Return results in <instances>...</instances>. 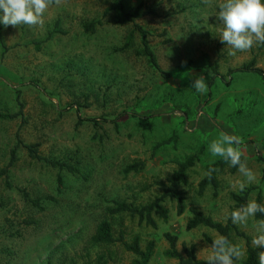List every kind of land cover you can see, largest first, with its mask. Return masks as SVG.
<instances>
[{
    "label": "rangeland",
    "instance_id": "374dc122",
    "mask_svg": "<svg viewBox=\"0 0 264 264\" xmlns=\"http://www.w3.org/2000/svg\"><path fill=\"white\" fill-rule=\"evenodd\" d=\"M122 1L131 9L140 2L160 3L157 14L135 20L148 30L159 68L136 53L138 31L125 47L133 22L118 23L114 10L104 16L114 0L51 1L42 23L3 28L0 112L18 111V93L24 110L21 117L0 119V169L9 164L20 137L38 143L43 156L75 164L80 172L73 175L31 157L22 146L17 149L11 186L0 178V264H132L136 255L122 242L92 243L103 219L112 221L117 238L132 242L139 236L144 249L153 241L149 264H178L166 255V233L178 236L181 253L184 244L194 246L197 257L207 260L211 244L205 234L220 235L205 227L189 230V208L227 222L237 209L231 193L242 192L238 182L244 179L226 163L216 172L217 194L213 185L199 192L206 166L222 159L208 151L222 132L241 139L242 160L256 175L244 189L253 188L248 201L258 193L264 201V77L229 73L253 59L264 70V45L233 55L221 43L223 25L216 17L223 0ZM92 21L100 24L87 32ZM200 75L207 84L204 93L191 87ZM166 140L171 143L155 149ZM192 154L199 160L188 170L189 183L180 187L187 205L183 214L170 198L163 202L168 218L154 215L156 227L128 213L108 212L116 201L136 206L153 201L164 192L177 161ZM139 161L145 162L143 169L125 172ZM25 193L40 200L42 209L25 200ZM257 220L238 227L252 238ZM232 243L243 250L235 264H244L246 240L233 232Z\"/></svg>",
    "mask_w": 264,
    "mask_h": 264
},
{
    "label": "trees",
    "instance_id": "16d2710c",
    "mask_svg": "<svg viewBox=\"0 0 264 264\" xmlns=\"http://www.w3.org/2000/svg\"><path fill=\"white\" fill-rule=\"evenodd\" d=\"M52 2H55L57 0H51ZM160 5L159 2H155L152 5L146 6L143 2H140L135 8H127L122 0H114V3L106 8L104 11V16H107L109 12L115 11L116 20L120 24L133 22L134 23V31H132L128 37V40L125 44V47H128L133 42L134 32L138 31L141 36V47L136 52L138 55L147 57L148 61L151 65L159 68V63L157 61V56L155 51L153 50L149 39H148V30L144 28L142 25L137 23L135 20L139 19L145 15H155L157 14V7ZM97 24H100V21H92L89 23H86L85 30L87 32H94L96 29ZM4 26L0 25V41L5 49H7L4 38L2 35ZM214 72L213 78L209 81V85L212 86V84L215 81V78L218 74V65L211 66ZM233 72H255L260 74L264 77V70L260 67H257L256 60L253 59L249 63L244 64L243 66L236 68V69H230L229 73ZM17 102L19 105V109L17 112L14 113H3L0 112V119H15L18 117L23 116V110H24V104L21 101L20 94L17 95ZM19 137V134H18ZM171 143L170 140L163 141L162 143L155 146V149L162 145H166ZM38 143H26L21 138H18V143L16 147L12 150V156L10 159L9 164L0 169V178L4 177L6 185L9 187L11 186L10 181V167L14 164L16 158H17V149L22 146L29 152L30 156L38 159L40 161H44L45 163L53 166L58 167L60 170H68L73 175H76L80 172V168L75 165L68 163L67 161H60V160H53L49 157L43 156L39 152ZM259 159H263L262 157H259ZM199 160L198 154H192L190 156H187L183 160L177 161V167L173 171L172 175L167 178V185H165L164 192L157 196L153 201L146 203L141 206H136L132 203H127L125 201H116L113 207H110L108 209V212L112 215H119L121 213H128L132 217H139L140 221H145L146 224L156 227L157 222L154 217L156 214L160 218L167 219L168 218V209H166L163 206V202L167 199H173L177 201V211L178 214H183L186 209V197L184 195V192L180 189L181 185H187L189 183L188 181V170L195 166L197 161ZM226 162L222 159L209 164L206 166V170L208 174L200 181V187L199 192L203 193L204 189L208 185H213L215 189V194H217V190L219 188V180L216 176L217 169H223ZM145 167L144 161H139L135 163H131L128 165L125 169L126 173L132 172V171H139ZM63 176L60 174L58 177V183L59 185H63ZM253 188H248L241 193L238 192H232L231 196L236 202V207L239 208L240 206L246 204L249 199V194ZM25 200L32 203L36 207L41 206V202L38 199H31L28 193H25ZM257 202L264 204L263 198L261 193H258L257 196ZM191 212V217L189 218L187 222V228L189 230L198 228V227H205L212 229L216 231L220 236H225L232 242V235L233 232H235L238 236L244 238L246 240L247 244V250H246V257L244 264H259L258 261V252L260 249L255 248L251 244V237L247 235L245 232L241 231L238 227V225H233L231 223V220L228 218L227 222L223 223L221 221L215 220L212 216L206 214L203 210L197 208L196 206H191L189 208ZM258 219H261L263 217L260 216V214H257L256 216ZM166 238L170 242V248L166 250V255L172 258L179 259L178 264H207V260L199 259L197 257V254L195 252L194 246H187L184 244V254L181 253L177 249L178 244V236L166 233ZM205 238L208 243L212 245L213 239L210 235L205 234ZM92 243L95 245L100 244H113L118 241L122 242V244L125 246L126 250L134 253L136 255V258L133 260L132 264H149L150 259L154 253V242L150 241L146 248H142L140 238L139 236H136L132 242H127L124 240L123 237L117 238L114 234L113 229V223L110 219H103L99 222L97 225L96 231L94 235L92 236Z\"/></svg>",
    "mask_w": 264,
    "mask_h": 264
},
{
    "label": "clouds",
    "instance_id": "9594fccd",
    "mask_svg": "<svg viewBox=\"0 0 264 264\" xmlns=\"http://www.w3.org/2000/svg\"><path fill=\"white\" fill-rule=\"evenodd\" d=\"M51 0H0V25L16 27L18 25H37L43 22V15ZM217 19L223 25L219 38L221 43L230 46L236 52H244L254 44L264 45V0H223L218 5ZM199 93L207 91L203 75L193 78L191 85ZM241 139L227 133H220L212 140L208 151L213 157H220L231 167L237 168L244 178L238 182L240 191L247 184L255 182L256 175L242 160ZM235 186V185H234ZM257 214L264 217V204L249 200L246 204L232 210L228 216L233 225L247 226ZM254 235L251 244L260 249L259 264H264V218L257 220L253 226ZM207 264H235L243 255V250L225 236L213 239Z\"/></svg>",
    "mask_w": 264,
    "mask_h": 264
},
{
    "label": "crops",
    "instance_id": "0c3cea01",
    "mask_svg": "<svg viewBox=\"0 0 264 264\" xmlns=\"http://www.w3.org/2000/svg\"><path fill=\"white\" fill-rule=\"evenodd\" d=\"M219 160H220V159H219ZM217 161H218V160H217ZM215 162H216V161H215ZM211 164H212V163H211ZM225 166H226V165H225ZM225 166H224V168H225ZM190 169H191V168H190ZM190 169H189V170H190ZM202 176H203V178H204L206 175H202ZM203 178H202V179H203ZM188 180H190V179H189V175H188ZM218 180H220V179L218 178ZM209 186H210V185L206 186V188L209 187ZM180 187H181V186H180ZM180 189H181V188H180ZM181 190H182V189H181ZM197 208H198V207H197ZM199 209H201V208H199ZM201 210H202V209H201ZM206 214H207V213H206ZM210 216H211V215H210ZM213 231H214V230H213Z\"/></svg>",
    "mask_w": 264,
    "mask_h": 264
}]
</instances>
